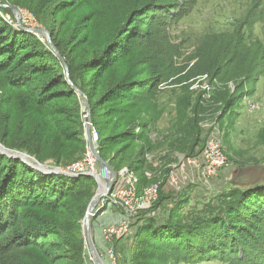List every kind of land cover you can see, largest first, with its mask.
<instances>
[{"label": "rangeland", "instance_id": "rangeland-1", "mask_svg": "<svg viewBox=\"0 0 264 264\" xmlns=\"http://www.w3.org/2000/svg\"><path fill=\"white\" fill-rule=\"evenodd\" d=\"M0 4L16 7L19 10L21 24L25 18L28 24L34 27L33 29L44 31L27 32L19 26L21 24L13 10L10 9L13 17L5 14L10 16L6 21L15 32L32 34L38 41L35 43L36 46L47 47L56 57L58 54L62 56L55 46L56 43L66 48L71 57L76 58V63L87 61L106 47L112 50L117 48V52H122L120 61L106 73L103 79L92 78V72L87 74L89 82L87 88L90 86L91 90L96 91V95L108 88L109 92L122 88L125 90L121 93V99L103 103L102 107L94 110L95 122H100L101 125L98 126L95 123L93 127L102 129V138L109 135L112 139L115 138L109 146L104 144L102 155L100 153L102 158L111 165H113L114 157L120 160L124 154L126 159L129 158L132 152L129 146H133V140L144 127V123H134L137 119H150L153 114L155 118L153 126L151 124L150 138L156 141L160 135H163L162 143H164L167 138L174 139L178 135L180 129L178 116L181 110L187 108L188 112L194 116L195 105L200 103L201 106H197V108L200 107V111L197 116L199 121L196 131L194 127L192 128L193 118L188 119L185 113L179 117L183 122L182 131L186 132L189 127L192 132L194 131V139L189 146L181 149L180 153L184 155L180 157L172 158L174 150L169 151L168 159L164 160L165 163L163 161L165 165L163 175L170 172L169 176L173 171L184 167L188 158L198 156L207 137L213 133L218 134L222 141L227 165L220 171L222 172L220 176L217 174L208 180V189L212 183L214 185L208 190V196L202 200L203 203L227 192L235 185L244 186L254 181H264V72L257 81L244 84L238 81L223 82L218 77L212 79L211 74L205 72L208 69V32L236 27L253 6H256L258 14L263 13L264 0H0ZM21 12L24 18H21ZM253 34L264 42V28L261 24L254 26ZM2 58L0 57V62ZM33 61L39 62L40 59L31 58L25 64ZM64 61L67 63L65 59ZM60 62L56 63L58 68H64ZM62 72L66 75L65 70ZM14 74L15 76L26 75L31 85L22 89L10 88L9 84L12 81L10 79ZM50 78V75H35L30 72H14L10 68H0V138H5L6 142H8L6 136L7 138L18 137L21 140L26 135L33 137L31 132H38L40 140L34 139L33 142L42 143L39 147L40 151L53 149L59 142H65V148L62 150L63 158L38 160L36 154L31 155L24 148L6 145L1 141L0 143L10 150L27 153L47 166L64 171L74 162L83 160L86 155V146L85 148L77 147L76 141L60 139L63 128L61 129L58 125L52 132L49 130L44 133L42 126L45 117L41 107L30 108L29 112L24 113L21 110L24 108H21L20 112H16V107L23 106L27 98H30L31 91L40 90L42 84L45 85ZM184 85H188L185 92L182 91ZM149 88H153L154 97L144 103L143 100ZM187 95L189 98L185 97ZM216 98L220 101L217 102ZM75 99L80 106L79 117L75 119L73 116H67L69 119H64L62 126L76 128L73 124L76 121L80 124L79 130H81L84 121L88 119V116L87 119L84 117V114H87L86 102L77 92ZM88 100L92 107L97 99L88 98ZM130 101H135L137 107L130 110V106H127V102ZM73 102L57 98L51 106L69 110L74 106ZM179 102L180 106H178ZM16 103L19 106H13ZM145 109H149L152 114L144 113L140 117L139 113H143ZM165 112L166 117L161 127H158V121L162 119ZM195 139L196 143L193 144ZM168 144L171 146V143L168 142ZM124 147L129 149L121 153ZM0 155L15 158L1 151ZM98 163L100 180L105 183L110 174L109 169L99 161ZM130 163H126L119 170L115 169L117 173L115 182L123 177L130 178L128 173L131 169ZM188 174L189 171L186 169L180 172V178ZM190 176H193V183H203L196 176L191 174ZM66 177L83 178L81 176ZM135 181L131 185L137 187V177ZM156 183L161 185L160 182ZM186 185L188 184H182L181 187ZM98 186L99 183L94 182L82 195L78 187L73 188L72 196L63 195L62 197L67 203L64 208L55 211L33 209L30 211L33 215L40 214L45 220L49 218L46 226L37 225L39 231H35L37 234L34 238L37 239L38 245L25 249L29 250L30 262L38 260L42 264H96L92 260L93 257L84 237L83 221ZM188 186L186 193L197 187ZM138 193L141 195L140 192ZM191 203L192 205H187L182 212L189 218L195 215L197 200H192ZM58 204H63V201ZM93 213L90 228L103 263L109 264L105 250L113 246L117 264H136L132 235L122 239L111 238V241L105 242V250L99 247L100 237L105 241L102 226L107 224L103 222L98 224L96 233L94 218L101 212L96 213L94 210ZM99 227L100 230H98ZM137 262L140 261L137 260Z\"/></svg>", "mask_w": 264, "mask_h": 264}, {"label": "trees", "instance_id": "trees-1", "mask_svg": "<svg viewBox=\"0 0 264 264\" xmlns=\"http://www.w3.org/2000/svg\"><path fill=\"white\" fill-rule=\"evenodd\" d=\"M0 14L2 15H0V57H3L0 68L51 76L45 85L42 84L40 90L31 91L30 98H27L23 106L17 103L13 105L19 106L16 107V112L22 110L24 113L29 112L30 108L41 107L45 117L42 126L44 133L49 130L52 132L58 125L61 129L63 128L60 139L76 141L77 147L85 148L83 126L79 130L80 124L76 121L73 122L76 128L62 126L64 119H69L67 116H73L75 119L79 117L80 106L75 99L76 92L62 72L64 68L59 69L56 64L60 60L47 47L36 46L35 43L38 41L32 34L15 32L12 29L7 19L4 18L5 14L13 17L9 8L0 7ZM256 24H261L264 28V12L258 14L256 6H253L236 27L231 26L223 31L208 32V69L205 72L211 74L212 79L218 77L223 82L238 81L244 84L257 81L262 75L264 72V42L253 34ZM55 46L67 62L70 79L74 85L87 94L88 98L97 99L91 107L92 123L95 125L94 110L102 107L103 103L121 99V93L125 90L122 88L109 92L108 88L96 95V91L91 90L90 86L87 88L89 85L87 74L92 72V78L103 79L106 73L120 61L122 52H117V48L112 50L106 47L107 49L94 54L87 61L76 63V58L71 57L66 48L57 43ZM31 58H39L41 62L33 61L25 64ZM10 80L12 81L9 87L12 89H22L31 85L26 75L15 76L14 74ZM152 89L149 88L147 91L144 103L153 99ZM187 89L188 85H184L182 91L185 92ZM185 97L189 98L188 95ZM57 98L74 101V106L69 110L51 106ZM215 100L220 101L219 98ZM127 106H130V110L137 107L135 101L127 102ZM195 106L194 116L188 112L187 108L180 112V116L185 113L188 119L193 118L194 131L199 121L197 116L200 107L197 108V106L201 104L198 103ZM144 113L152 114L149 109H145L143 113H139V116L141 117ZM180 116H178L180 125L178 133L182 136L175 143L185 149L194 139V131L192 132L189 127L186 132L182 131L183 122L180 121ZM154 118L152 114L150 119H137L134 122L144 123V127L136 139H131L134 144L132 147L129 146L132 150L129 158L126 159L124 154L120 160L118 157L113 158L112 166L116 170L131 162L130 171L135 172L136 188L141 194L148 185L154 183L148 180L144 173L145 148L149 150L153 143L149 132H152L150 126ZM96 125L101 124L98 122ZM98 131L101 136L99 145L102 155L103 145L109 146L115 138L112 139L110 135L102 138V129L98 128ZM30 134L33 137L26 135L20 140L18 137L9 136L7 138L6 136L9 143L4 140L5 138H0V141L6 145L24 148L29 154H36L38 160L40 158L53 160L63 158L62 150L65 148V142H59L53 149L40 151L39 147L42 143L33 142L34 139H39L38 132ZM193 142L195 144L196 139ZM138 143L143 145L139 150H137ZM129 147H124L121 153ZM81 177L83 178L72 179L61 174L45 173L31 167L21 159L0 155V264H42L38 260L30 262L28 260L29 250L25 249L38 245L37 239L34 238L39 231L37 225L46 226L49 218L45 220L40 214L33 215L30 211L32 209L55 211L64 208L67 203L64 202L63 195L72 196L75 187L81 190L80 195L85 194V189L96 182L93 177ZM162 197L163 193L160 190V197L155 208L151 211L141 210L134 223L135 232L131 240H134L132 248L136 251L133 252L136 264H179L203 261H221L225 264H264V181H254L244 186L235 185L208 202L203 203V199H199L196 203L195 215L191 218L182 214L185 211L184 206L191 204L190 197L180 199L167 216L156 215V208ZM60 201H63V204H58Z\"/></svg>", "mask_w": 264, "mask_h": 264}, {"label": "built area", "instance_id": "built-area-1", "mask_svg": "<svg viewBox=\"0 0 264 264\" xmlns=\"http://www.w3.org/2000/svg\"><path fill=\"white\" fill-rule=\"evenodd\" d=\"M21 18L23 13H20ZM7 16V18H6ZM7 20L10 18L9 15H4ZM22 25L25 28H34L31 24H28L27 20L24 18ZM87 119V114H84ZM88 125V119L84 121V139L86 141V155L83 160H78L65 168V172L73 174L75 176L79 174H89L96 181V177H100V172L98 170V160L87 142L86 127ZM90 138L93 143V148L100 152V132L98 129L93 127V123L90 124ZM227 165V158L224 153L223 144L218 136V134H210L201 150L200 154L193 158L187 159V164L180 168V171H173L168 176V181L172 183L177 189H180L182 179L180 178V172L188 170L192 172L198 180L203 183H207L215 175L220 173V171ZM179 169V168H178ZM161 185L159 183H152L148 185L143 193L139 195L138 190L131 184H119L116 181L110 192L101 199L97 204L95 212L100 213L109 207H114L119 210L121 217L111 224L103 225L102 232L104 239L106 241H111V238H125L130 237L134 234L132 225L137 219L138 214L141 210L151 211L159 199ZM103 209V210H102ZM154 213V211L152 212ZM94 214V213H93ZM95 215V214H94ZM105 254L108 256L109 264H117V256L114 253L113 246H109L105 250ZM93 260V258H92Z\"/></svg>", "mask_w": 264, "mask_h": 264}, {"label": "crops", "instance_id": "crops-1", "mask_svg": "<svg viewBox=\"0 0 264 264\" xmlns=\"http://www.w3.org/2000/svg\"><path fill=\"white\" fill-rule=\"evenodd\" d=\"M172 107H174V106H172ZM165 117H166V112L163 114L162 119L158 121V127H161V123ZM152 126H153V124H152ZM152 126H150V128H152ZM181 135L182 134H179V133L176 136L173 135V136H175L174 139L167 138L166 142H164V143H162V141L164 139L163 135H160V138L158 140L152 141L153 143H152V146L149 150L147 147L145 148L146 164L144 167V169H145L144 173L146 174L148 180H150L152 182H160L161 187H162L163 197H162L161 201L159 202L158 207L156 208V215H160L161 217L167 216L168 212L175 206L176 203H178L180 201V199L183 200L185 197H190L191 200H197V201L199 199H205L206 196H208V190L213 188V185H214L212 183V186L210 185V189H208V182L207 183H200V182H194L193 183L192 182L193 176H190V174L193 175V173L189 172L188 176L185 175L184 177H182L183 180H182L181 185L182 184H188V185H194L197 187H195V189L193 191L190 190V192L186 193L185 190H187V188L189 187L188 185H186L185 187L184 186L180 187V189H177L172 183H170V181H168L167 176L170 172L168 174H165V176L163 175L164 166H165L163 164L165 163L164 160L168 159L169 151L172 152L174 150L173 151L174 155H172V158L174 156L180 157V156L184 155V154L180 153L181 149L184 147H179L175 143L176 140L178 138H180ZM168 142L172 143V145L170 146L168 144ZM142 146L143 145L140 144L139 147H137V150L142 148ZM166 146H168L167 149H166ZM137 152L138 151H136V153ZM163 161H164V163H163ZM177 171H180V168L177 169ZM128 173L130 175V178L129 177H123L119 181V184H128V183L132 184V183L136 182L135 181V179H136L135 172L129 171ZM221 173L222 172L218 173L219 174L218 176H220ZM186 182H188V183H186ZM198 196H200V198ZM187 205H189V204H186L184 206V208H186ZM120 213L117 209L115 210L114 207L108 206L107 209H105L96 218H94L95 231L97 229L98 224H101L102 222L109 224V223H112L115 220L119 219L121 217ZM136 220L137 219H135V222H136ZM98 230H100V227L98 228ZM133 232H135V227H133ZM96 233H97V231H96ZM98 245L102 250H105L104 249L105 242L102 240L101 237H100V240H98ZM179 264H225V263H223L221 261H203V262H199V263L181 262Z\"/></svg>", "mask_w": 264, "mask_h": 264}, {"label": "water", "instance_id": "water-1", "mask_svg": "<svg viewBox=\"0 0 264 264\" xmlns=\"http://www.w3.org/2000/svg\"><path fill=\"white\" fill-rule=\"evenodd\" d=\"M0 7H7L9 9L13 10L15 15L17 16L18 22L20 23L19 10L16 7H11V6H7V5H3V4H0ZM19 26L23 27V30H25L27 32H31V33H34L36 31H42V30H39V29L37 30V29L25 28L24 26H22V24L19 25ZM42 32H44V31H42ZM49 44L51 45L53 50L58 54L57 50L53 47L51 42H49ZM58 59L63 64L68 83L71 85V87L78 94H80L85 99V102H86V110H85V112L87 113V116H88V125H87L86 130H85L86 135H87V142H88L89 146L91 147V149L94 151L98 161L102 165L106 166L109 169V172H110V174H109L108 178L106 179L105 183H102L100 178L96 177V181L99 183L98 190H97L96 195L92 198V200H91V202H90V204L88 206V211H87V214H86V216L84 218V221H83L84 237H85V239L87 241L88 248H89L90 253H91L92 257H93V260H94V262L96 264H104L102 259H101V257H100V255H99V252H98V250H97V248H96V246L94 244V241H93V236H92V232H91V228H90L91 227V216H92L93 211L96 209L97 204L101 201V199L103 197H105L110 192L113 184L115 183V180L117 179V173H116L115 168L107 160L102 158V156L100 155V152L93 148V143H92L91 138H90V124L92 123L91 122L92 118H91L90 102H89L86 94L84 92H82L77 86H75L74 83L71 81L68 65H67V63H65L63 57L58 54ZM0 151L2 153H4V154H7L8 156H12V157L21 159L24 162H26L28 165H30L31 167H33L35 169H38V170H40L42 172H45V173L62 174V175L69 176V177H74L75 176L73 174L71 175L69 173H66V172L62 171V170H60L57 167L47 166L46 164H43V163L39 162L38 160H36L34 157L30 156L27 153H23V152L16 151V150H10V149L6 148L5 146H3L1 143H0ZM77 176H88V177H91V175H89V174H79Z\"/></svg>", "mask_w": 264, "mask_h": 264}]
</instances>
